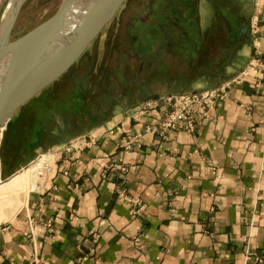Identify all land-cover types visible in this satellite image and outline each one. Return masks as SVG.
<instances>
[{"label": "crops", "instance_id": "0c3cea01", "mask_svg": "<svg viewBox=\"0 0 264 264\" xmlns=\"http://www.w3.org/2000/svg\"><path fill=\"white\" fill-rule=\"evenodd\" d=\"M164 1L171 6H161L158 19L137 7L133 17L110 23L74 69V83L61 77L36 96L48 100L64 93L47 118L28 129L18 118L6 129L0 144L4 179L16 180L19 167L42 151L60 159L69 143L80 146L70 174H63L60 159L40 191L23 196V185L9 179L0 184L12 196L8 216L0 219V264H26L34 256L42 264H264L256 261L264 256V66L234 84L229 98L213 104L194 132L174 131L165 140L145 135L131 150L121 147L128 132L143 131L161 114L154 110L133 120L140 101L214 87L252 59L264 63V0H237V23L249 22V41L233 48L217 43L216 51L204 37L182 39L169 20L180 14L176 0ZM205 12L197 15L202 21ZM139 21L147 33L153 25L156 38L143 41L139 56L125 49L119 66L110 64L109 42ZM141 61L138 90H123ZM100 64L104 70L96 68ZM135 93L141 96H119ZM90 136L97 140L86 146Z\"/></svg>", "mask_w": 264, "mask_h": 264}, {"label": "water", "instance_id": "95a60500", "mask_svg": "<svg viewBox=\"0 0 264 264\" xmlns=\"http://www.w3.org/2000/svg\"><path fill=\"white\" fill-rule=\"evenodd\" d=\"M27 1L17 0L11 14L5 16L0 24V75L5 72L0 82V143L13 116L75 68L126 2L62 0L51 18L12 41L13 29ZM79 3H87L89 10L81 14L73 12ZM238 35L244 43L249 41L247 22L241 24ZM6 60H9L8 65H5Z\"/></svg>", "mask_w": 264, "mask_h": 264}, {"label": "built area", "instance_id": "2783aa9c", "mask_svg": "<svg viewBox=\"0 0 264 264\" xmlns=\"http://www.w3.org/2000/svg\"><path fill=\"white\" fill-rule=\"evenodd\" d=\"M253 31H258L256 26H253ZM263 66L264 63L260 59H252L245 70L217 86L182 92L180 94H169L157 99L144 101L136 109L132 117L133 120L140 121L141 118L150 115L154 110H158L161 114L157 119L146 124L143 131L128 132L129 136L125 141L121 142V147L129 151L133 147L140 145L145 135H152L161 140H165L174 131L194 132L199 119H207L210 117V107L213 104L227 100L230 96V89L234 84L243 83L246 76L251 73H257ZM256 85L257 89L261 91V83L258 82ZM96 140L97 138L95 136H90L89 139L87 138L85 140L86 146H90ZM79 146L77 142L69 143L65 150L60 153V159L65 163L61 167L64 175L70 174V167L76 161L75 151L79 149ZM60 159H57L56 152L49 150L48 152L39 154L23 168L32 171L35 179L33 191H40L42 189L44 182L55 171ZM123 170L126 171L124 168ZM0 182H2L1 172ZM120 197L128 199L125 190L120 191ZM129 201L132 202V200ZM133 203L136 205L135 213L141 212V202L136 200ZM31 227L33 228L32 221ZM136 240L139 242V239ZM246 250V258L250 260L252 257L250 255L249 244ZM256 261L264 262V256L257 258ZM26 264H42V262L38 256H34Z\"/></svg>", "mask_w": 264, "mask_h": 264}, {"label": "flooded vegetation", "instance_id": "af4514ba", "mask_svg": "<svg viewBox=\"0 0 264 264\" xmlns=\"http://www.w3.org/2000/svg\"><path fill=\"white\" fill-rule=\"evenodd\" d=\"M137 1L143 3V5L139 7L146 9L152 19H158L160 17L159 8L161 6L167 7V10H169V7L171 6V4L166 3L164 0ZM173 6L179 9L180 14H176V16L169 20L172 23V26L176 29V31H179V34L182 39L185 36L188 39L194 40H199L201 37H204L209 41L211 51H216L215 44H221V42L227 43L229 46H231V48L235 47L238 43H244L242 40H240L238 32L241 24L247 21L242 20L240 21V23H237V19L240 16L241 12V5L240 3H238L237 0H176L173 3ZM132 8L135 9L134 6ZM202 9L206 11V15L204 18L205 21H202L201 15H199V17L197 16L198 12H200ZM203 23L205 25V28L203 26ZM247 23L249 24V22ZM150 26L151 27L149 28V33H147L145 30V23L141 21L137 22V24L135 25H130L127 27L126 35L124 33V37L126 36L127 38H129L128 45H132V49L131 47L129 48V46H127L126 49L129 51L127 55L135 57L139 56L140 46L142 45L143 41L146 39L154 40L156 38L153 33L154 26ZM204 29H206L205 33ZM112 51H114L113 48H111L109 51V59ZM123 51L124 49L120 48L119 52L117 53L121 54L123 53ZM83 58H85V56L79 59L75 68L77 67V69H79L78 67H80ZM142 66L144 68L143 61H141L139 68L136 69L133 73L134 80L132 81L136 84L135 90H138V85L140 86L141 81L139 79V75L141 73V70H143V68H141ZM91 68H93V62L87 70L88 74L91 73ZM96 68L104 70L105 67L100 64V67L96 65ZM74 69L71 72L67 73L65 76H63L65 79L72 83H74ZM138 71L139 73L136 75ZM130 81L131 80L129 78L126 83L129 84L131 83ZM125 86L126 84L124 85V87ZM124 87H122L123 90ZM139 96L140 93H135L132 96L130 95L129 98ZM115 101L116 98L112 99L110 101V105H114Z\"/></svg>", "mask_w": 264, "mask_h": 264}, {"label": "rangeland", "instance_id": "374dc122", "mask_svg": "<svg viewBox=\"0 0 264 264\" xmlns=\"http://www.w3.org/2000/svg\"><path fill=\"white\" fill-rule=\"evenodd\" d=\"M11 1L12 0H0V24L5 17L6 9L8 8ZM61 2H62V0H28L25 3V5L23 6V8L19 14L16 25H15L13 32H12V35H11V40L13 41V40L18 39L19 37L27 34L31 30H33L34 28H36L37 26L41 25L42 23L47 21L49 18H51L57 12ZM141 5H143V3L138 2L137 0H127L126 3L123 5L122 9L119 11V13L116 15L115 19L111 23H115L117 21V19L121 20L122 18L126 19L129 17H133L134 16L133 12L136 10L137 7H139ZM133 6L135 7V9L132 8ZM135 24H137V22L132 23V25H135ZM111 25L112 24H110V25L108 24V26H106L104 28V30L101 32V34L94 40L95 42H93V45L95 43H97L98 41H101V39L103 37H105L106 32H107L108 28L111 27ZM124 29H125V27H123V30L120 32V36L117 38L118 40L116 39L117 42L115 40L109 42L110 47L112 45L111 48L114 49V51L111 52L109 62H110V64H111V62H114L116 64V66H119L120 63L118 62V59H121V55L119 56L120 53H117V52H119V49L123 48L125 50L127 48V46H129V48L131 47V49H132V45H130V44L128 45L129 38H127L126 36L124 37V32H123ZM121 35H123V36H121ZM123 45H124V47H123ZM91 46L89 47V50H87V51L91 52L93 50L94 46H92V47ZM108 57H109V55H108ZM107 72H111V70L108 69ZM130 80H131L130 81L131 83H129V84L126 83L124 90L132 92L136 89V84L132 81V80H134L133 77H131ZM223 82H225V81H223ZM55 85L59 86V84H55ZM202 87L203 86L200 84L197 85V89H200ZM188 91H195V90H188ZM182 92H187V91H170L167 93L156 94L152 97H148V98L140 101V103L147 101V100H151V99H157L161 96H165V95H169V94H178V93L180 94ZM42 95L39 96L38 98L34 99L29 104L23 106V108H21V110H19L15 114V116H13V119L10 120V122L7 124L6 129L7 128L9 129L11 123L15 122L18 118L23 119V121H24L23 124H26L27 129L31 128L33 126L34 122H36V120L43 119L44 117L47 118L49 113H51L49 111V108L50 109L53 108L55 110L57 105L64 98L63 92L61 94H58L54 99H48V100H46V98ZM130 95L132 96V94H130ZM130 95L124 94V95H119V96L125 100L126 96H130ZM140 96H141V94H140ZM112 99H114V98H112ZM6 129L3 131V137L1 139V142L3 141V139L5 137ZM49 150L50 149L38 153L36 155V157L39 154L48 152ZM26 166L27 165L19 167L18 172L16 173V176H15L16 180L10 179V178H8L9 179L8 180V179H4L2 177V182H0V184L8 180L9 182H12L13 185H23V187H22L23 196H25L28 191L33 189V186L35 183V179L33 177L32 171L30 170L29 172H27L26 171L27 168L23 169ZM10 193H12V192H10ZM10 202L12 203V196L9 195V192L7 190L0 189V214L2 213L0 215V219H3V217L8 216V212L10 211V208H11ZM6 214H7V216H5Z\"/></svg>", "mask_w": 264, "mask_h": 264}, {"label": "bare ground", "instance_id": "6f19581e", "mask_svg": "<svg viewBox=\"0 0 264 264\" xmlns=\"http://www.w3.org/2000/svg\"><path fill=\"white\" fill-rule=\"evenodd\" d=\"M16 2L17 0H12L8 6V8L6 9V12H5V16H8L11 14L12 10L14 9V6L16 5ZM89 10V6L87 5V3H79L78 5H76L74 8H73V12L75 13H79L81 14L80 12H85V11H88ZM80 17V16H79ZM8 65L9 64V60H6L5 62V65ZM3 73H5L4 71L1 72V75H0V82L3 80ZM3 75V76H2ZM27 172H29L28 169H26ZM24 175V174H23Z\"/></svg>", "mask_w": 264, "mask_h": 264}]
</instances>
